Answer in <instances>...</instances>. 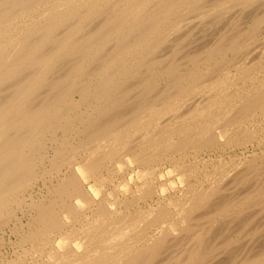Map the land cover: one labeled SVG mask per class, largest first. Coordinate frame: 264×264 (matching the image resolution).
<instances>
[{
    "label": "bare ground",
    "instance_id": "bare-ground-1",
    "mask_svg": "<svg viewBox=\"0 0 264 264\" xmlns=\"http://www.w3.org/2000/svg\"><path fill=\"white\" fill-rule=\"evenodd\" d=\"M0 264H264V0H0Z\"/></svg>",
    "mask_w": 264,
    "mask_h": 264
},
{
    "label": "rangeland",
    "instance_id": "rangeland-1",
    "mask_svg": "<svg viewBox=\"0 0 264 264\" xmlns=\"http://www.w3.org/2000/svg\"><path fill=\"white\" fill-rule=\"evenodd\" d=\"M238 150V151H237ZM258 151V148H256V147H251L250 145H249V147L247 148V149H232L231 151H226V152H223V154H222V152H217V151H215V152H209V154H206V153H203L202 155H200V156H202L204 159H208L209 158V156L210 157H218V155L219 154H221L223 157H226V156H244V155H248V154H251L253 151ZM254 151V152H255ZM251 152V153H250ZM241 154V155H240ZM8 251H9V254H6V255H10V248L8 249Z\"/></svg>",
    "mask_w": 264,
    "mask_h": 264
}]
</instances>
